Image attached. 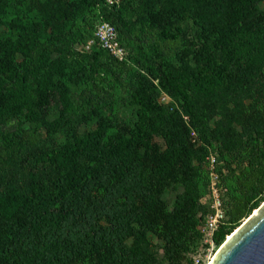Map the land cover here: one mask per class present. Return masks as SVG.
<instances>
[{
	"label": "trees",
	"instance_id": "obj_1",
	"mask_svg": "<svg viewBox=\"0 0 264 264\" xmlns=\"http://www.w3.org/2000/svg\"><path fill=\"white\" fill-rule=\"evenodd\" d=\"M0 28V264H191L210 156L215 249L264 202V0H0Z\"/></svg>",
	"mask_w": 264,
	"mask_h": 264
},
{
	"label": "water",
	"instance_id": "obj_2",
	"mask_svg": "<svg viewBox=\"0 0 264 264\" xmlns=\"http://www.w3.org/2000/svg\"><path fill=\"white\" fill-rule=\"evenodd\" d=\"M209 264H264V202L225 238Z\"/></svg>",
	"mask_w": 264,
	"mask_h": 264
},
{
	"label": "built area",
	"instance_id": "obj_3",
	"mask_svg": "<svg viewBox=\"0 0 264 264\" xmlns=\"http://www.w3.org/2000/svg\"><path fill=\"white\" fill-rule=\"evenodd\" d=\"M93 37L94 41L99 44L100 48L108 52V54H110L119 61L125 59V51L123 50L121 44L117 39L115 29L111 25L105 22H98L95 25ZM93 42L91 43L93 44ZM191 136L195 138V135L193 133H191ZM208 161L211 171L210 192L208 196H211V198H213V201L210 205H206H208L213 212L206 216L205 221L203 225L199 228V230L202 234V238L205 239L206 243L209 242L210 244H213V234L218 229L220 224H222V221L224 220V212L221 207V196L216 187L217 176L213 172L215 162L213 156H210L208 158ZM201 262V260H197L195 261V264H202Z\"/></svg>",
	"mask_w": 264,
	"mask_h": 264
},
{
	"label": "rangeland",
	"instance_id": "obj_4",
	"mask_svg": "<svg viewBox=\"0 0 264 264\" xmlns=\"http://www.w3.org/2000/svg\"><path fill=\"white\" fill-rule=\"evenodd\" d=\"M2 30H3V28H0V32ZM91 42H92L91 40H87L86 42H82V43L78 44L75 48H76V50H78L81 53H89L90 49H91V46H92ZM160 102L163 103V104H167V103L170 102V100L168 98H166V96L162 95L161 98H160ZM105 113L109 114V111H105ZM112 113L114 115L118 114V116L123 117L124 119L128 118L129 115H130L129 111H125V110L121 111L120 109L117 108V106L113 107ZM92 126H93V124L90 123L87 127L83 126L82 129H84V130L85 129H90V128H92ZM61 140H63L62 137L60 138V141ZM213 158H214V156H213ZM161 198H162L163 201H165L170 206L172 201H173L174 194L173 193L172 194L165 193V194L162 195ZM212 201H213V198H211V196H208V195H206L204 198H202V203H204V204H209L210 205L212 203ZM244 222H245V220H243L241 222V225ZM150 239L152 240V242L155 245H159V241H158V239L155 236H150ZM196 248L197 249L192 254L184 256V258H183V262L184 263L186 261L190 260L191 264H195V261L201 260L202 264H209L213 260V257H214V255H215V253L217 251V249H215V246L213 244H210L209 242L206 243L204 238H202L201 242L198 244V246Z\"/></svg>",
	"mask_w": 264,
	"mask_h": 264
}]
</instances>
